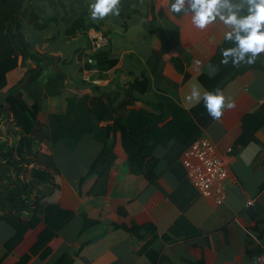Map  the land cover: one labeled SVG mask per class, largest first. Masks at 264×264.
<instances>
[{
	"label": "crops",
	"instance_id": "crops-1",
	"mask_svg": "<svg viewBox=\"0 0 264 264\" xmlns=\"http://www.w3.org/2000/svg\"><path fill=\"white\" fill-rule=\"evenodd\" d=\"M112 4L113 10L105 6L89 8L101 30L111 32L106 34L110 53L120 59L115 67L86 68L90 50L86 45L91 37L79 31L66 42L42 36L36 49L74 57L68 63L72 73L67 87L84 91L83 83L97 85L80 99L87 102L100 126L113 124L116 119L126 122L132 110L143 111L141 122L146 117L150 124L139 123L138 127H154L145 146L151 153L148 157L157 161L151 169L148 158L141 159L132 172L121 132L116 131L109 140L113 143L114 163L106 173L107 180L100 185L104 192L94 194L100 197H84L81 178L104 143L78 128L76 143L48 140L60 171L57 201L76 214L50 241V252L45 257L31 254L27 264H54L65 253L72 257L69 264H256V256L264 251V124L253 128L264 117V0H205L196 9L191 8L192 0H134L136 12L130 16L122 10V0ZM154 27L155 33L150 30ZM176 27L180 28L183 51L170 49L163 56L164 64L153 71L149 62L153 48L171 40ZM231 36L246 46L244 58L251 55L261 59L260 63L249 67L235 56L224 60L221 55L215 62ZM67 42L74 45V50L84 49V55L73 56L74 50L68 48ZM176 56L183 61L173 62ZM221 63L232 69L230 78L216 92L212 103L201 107L209 95L202 76H215ZM53 66L50 64L48 69L51 71ZM46 76L47 73L41 77ZM144 76L150 78L145 93L130 87L134 79ZM69 97L70 92L45 95L40 121L51 125L54 115L63 116L68 111ZM165 98L186 112L225 159L229 176L224 203L216 204L203 196L191 181L182 160L191 138L179 136L180 124L175 125L174 132L165 127L174 117L171 109L161 104ZM249 133L251 137L242 141ZM94 182L92 177L83 191ZM83 212L99 218L98 222L84 227ZM145 223H151L155 230L146 246L140 248L145 240L134 239L130 228ZM44 226L41 223L28 230L2 264H16L30 253ZM14 233L11 225L0 222V257Z\"/></svg>",
	"mask_w": 264,
	"mask_h": 264
},
{
	"label": "trees",
	"instance_id": "trees-1",
	"mask_svg": "<svg viewBox=\"0 0 264 264\" xmlns=\"http://www.w3.org/2000/svg\"><path fill=\"white\" fill-rule=\"evenodd\" d=\"M84 1L78 0L77 5L72 2L68 6L63 0H0V222L5 221L15 230L14 235L5 243L6 251L0 257V264L9 252L23 240L25 233L41 223L45 226L39 232L30 253L24 254L16 264H27L31 254L45 257L50 252V241L76 214L72 209L63 208L57 201L60 192V171L47 145L48 140L56 142L62 139L69 145L73 144L72 141L76 143V128H78L81 132L92 133L97 140L104 143L89 171L81 178L80 188L84 197H100L101 195L95 196L94 194L104 192L100 185L101 182L105 183L107 180L106 173L114 163L113 143L109 140L116 131L121 132L132 172H135L141 159L148 158V165L152 163L151 169H153V162L157 161L153 156L148 157L151 153L146 151L145 146L149 134L155 131L154 127H138L139 123L143 126L150 124L146 117L143 123L141 122L143 111L132 110L126 122L123 119H116L113 124L100 126L99 119L91 116L87 102L80 99L91 87L97 85L83 83L86 87H83L84 91L68 88L67 84L72 73L68 63L73 62L74 57L71 58L70 54L54 56L36 49V41L41 42L44 39L42 35L37 39L28 38L30 32L28 29L44 27L40 23L41 19L47 24L53 21H63L65 37L73 36L78 31L90 37L89 34L93 30H101L100 24L92 19L91 10ZM109 1L114 2V0ZM204 1L192 0L191 8H198ZM133 2L134 0H122V10H125L129 16L136 12V9L132 7ZM175 2L176 0H173V3ZM59 5L64 11L62 14L58 10ZM49 8L53 10L50 14L47 13ZM27 21L30 23L28 27ZM150 30L153 33L156 32L155 27ZM110 33L104 31L103 34L110 35ZM90 40L89 38L86 45L90 46L85 62L86 68L107 70L118 65L120 59L112 56L109 44L96 49L93 48ZM172 48L183 51L179 27L175 28L171 40L162 42L159 48H153L149 59L153 71L158 70L164 64L163 56ZM245 48L242 42L231 36L220 48L214 61L216 62L221 55V57L224 56V60L235 56L249 67L260 63L261 59L250 57L251 55L244 58ZM76 53L82 57L85 51L78 48L74 50L73 56ZM54 61L58 64L54 63V69L50 71L48 67ZM172 61L182 62L183 59L176 56L172 57ZM218 66L220 70L215 76H202L203 83L209 89V95L201 107H208L216 92L230 78L232 69H229L227 64ZM177 68L183 69L182 65H178ZM46 73V77H41ZM149 82L148 76L142 79L136 78L130 83V87L145 93L149 88ZM57 92L72 94V97L68 99V111L63 116L54 115L51 125L44 124L39 119L42 100L45 95ZM161 102L171 109L174 116L165 127L174 132L177 127L175 125L180 124L179 136L186 135L191 138L187 149L193 141L202 136L199 129L192 124L186 112L175 101L165 98ZM78 111H81V114L77 115ZM254 114H252L250 123ZM248 117L249 115L245 118L246 123ZM263 124L264 117L253 124V128ZM159 130L163 131V128ZM249 134L244 135L242 141L249 139L251 137ZM92 177H95V182L83 191L84 186L91 181ZM82 218L84 227L99 220L86 212L82 213ZM154 230L151 223L133 224L130 233L138 241L145 240L140 247L144 248ZM71 259V255L65 253L54 264H69Z\"/></svg>",
	"mask_w": 264,
	"mask_h": 264
},
{
	"label": "built area",
	"instance_id": "built-area-1",
	"mask_svg": "<svg viewBox=\"0 0 264 264\" xmlns=\"http://www.w3.org/2000/svg\"><path fill=\"white\" fill-rule=\"evenodd\" d=\"M92 33L90 39L93 48L97 49L109 44V37L100 30ZM182 160L191 181L202 195L213 199L216 204L224 203L228 194L229 170L214 142L206 136H201L184 151ZM251 202L252 200L248 203ZM255 261L256 264H264V251L258 253Z\"/></svg>",
	"mask_w": 264,
	"mask_h": 264
},
{
	"label": "rangeland",
	"instance_id": "rangeland-1",
	"mask_svg": "<svg viewBox=\"0 0 264 264\" xmlns=\"http://www.w3.org/2000/svg\"><path fill=\"white\" fill-rule=\"evenodd\" d=\"M65 3H66V5H68V6H70V4L73 2L75 5H77L78 4V0H63ZM85 2V4L87 5V6H89L91 9H95V7L97 6V8H99V9H101V7L102 6H105L106 8L107 7H109L110 9H112L113 10V4H112V2H110L109 0H85L84 1ZM115 2H117V0H115ZM145 5V4H144ZM145 7H146V5H145ZM58 9L60 10V12H61V14L62 13H64V11H63V9H62V7L59 5L58 6ZM53 12V10L51 9V8H49L48 10H47V13L48 14H50V13H52ZM27 23H28V25H27V27L29 26V21H27ZM40 23H42V25L44 26V27H42L41 29H33L32 28V30H30V29H28L30 32L28 33V38L29 37H31L32 39H37V37H39V36H46V37H48V40L49 39H54V40H58V41H60L58 38H60L61 40H65V42L67 41V40H72L73 38L72 37H75L76 36V34L75 35H73V36H70V37H65L64 35H63V27H64V22L63 21H53V22H51V23H49V24H47V23H45V22H43V20L41 19L40 20ZM59 30V31H58ZM99 29H97V30H93V31H98ZM102 33H104L102 30H100ZM56 32H58L57 33V35L56 36H53V34L54 33H56ZM92 34H94V33H92ZM38 43V41H36V44ZM67 46H68V48H70L71 49V51L72 50H74V45H72L71 43H69V42H67V44H66ZM69 53V52H68ZM58 64L56 61H54V62H52V64ZM54 67V66H53ZM8 123V122H7ZM10 124H12L13 125V123L12 122H9ZM9 124V125H10ZM12 138H13V136L10 138L11 140H12ZM57 142V141H56Z\"/></svg>",
	"mask_w": 264,
	"mask_h": 264
}]
</instances>
